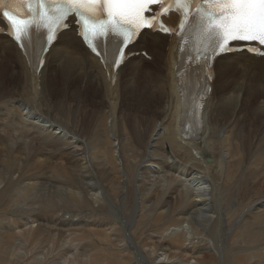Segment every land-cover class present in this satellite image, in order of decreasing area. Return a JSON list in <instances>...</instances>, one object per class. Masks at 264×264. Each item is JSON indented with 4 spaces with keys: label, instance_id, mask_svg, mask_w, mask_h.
Segmentation results:
<instances>
[{
    "label": "bare ground",
    "instance_id": "bare-ground-1",
    "mask_svg": "<svg viewBox=\"0 0 264 264\" xmlns=\"http://www.w3.org/2000/svg\"><path fill=\"white\" fill-rule=\"evenodd\" d=\"M179 42L144 30L114 81L74 25L41 71L0 34V264H264V199L232 222L264 184V57L215 60L191 139Z\"/></svg>",
    "mask_w": 264,
    "mask_h": 264
},
{
    "label": "snow or ice",
    "instance_id": "snow-or-ice-1",
    "mask_svg": "<svg viewBox=\"0 0 264 264\" xmlns=\"http://www.w3.org/2000/svg\"><path fill=\"white\" fill-rule=\"evenodd\" d=\"M153 5L159 10L145 15ZM171 11L180 14L181 50L197 66L211 68L216 56L244 50L234 47V42H244L247 51L264 56V50L250 46L264 45V0H0V16L8 24L0 32L6 31L26 50L30 63L38 66L47 45L75 16L79 35L102 57L105 67L118 66L126 58L124 48L141 30L177 31L161 20ZM206 75L210 80L211 74ZM178 76L183 92L184 79L179 72ZM199 99L197 107L202 108L204 97Z\"/></svg>",
    "mask_w": 264,
    "mask_h": 264
},
{
    "label": "rangeland",
    "instance_id": "rangeland-1",
    "mask_svg": "<svg viewBox=\"0 0 264 264\" xmlns=\"http://www.w3.org/2000/svg\"><path fill=\"white\" fill-rule=\"evenodd\" d=\"M218 72V71H217ZM54 77L52 76V74H50V76H49V85H50V91H53L52 90V88H51V82H52V79H53ZM129 119H130V121H128V123L126 124V126L127 127H129V128H132L133 127V119H132V117H128ZM155 118H156V116H155ZM232 128H234V127H236L237 126V123L234 121V122H232ZM231 135H232V139L233 138H241L239 135H235V134H232L231 133ZM208 138H209V135H208ZM249 141H251L253 144H258V141H256L254 138H249ZM127 156L129 157V158H127L126 157V167H127V163H130V161H131V157L129 156V154L127 153ZM98 163L100 162V161H97ZM264 184H262L261 186L259 185V187L257 188V189H255L254 191H253V193H252V195H251V199L249 200V201H247L249 204H247V202H245L244 204H242V208H241V210L240 211H238L237 213H236V215L234 214L233 215V217H232V222H233V224L234 223H237L238 222V220H239V218L241 217V215L244 213V210L248 207V206H251V205H253L254 203H259L261 200H263L264 199V186H263ZM131 188L129 189V191L131 192H129V197H128V200H127V202H128V206L130 207L131 206V204L133 203L132 202V200L134 199L133 198V193H134V183H132L131 185ZM234 186V184L233 183H231V184H229L228 185V187L229 188H232ZM110 186H108V188H109ZM132 190H133V192H132ZM263 191V192H262ZM110 192H111V190H110ZM236 192H238L237 191V189L236 190H232L229 194H230V197H235V196H237L238 195V193H236ZM259 192V193H258ZM255 193V194H254ZM258 193V194H257ZM262 194H263V196H262ZM235 195V196H234ZM256 195H257V197H256ZM258 195H259V198H258ZM255 196V197H254ZM262 196V197H261ZM235 198H237V197H235ZM256 198V199H255ZM255 199V200H254ZM56 201V202H55ZM51 202V203H50ZM35 206H37V204L35 205ZM38 206H39V209H40V213H46L45 211H50V209H48L47 210V206H52L53 208H55V209H57L58 207H59V205L57 204V200L56 199H52V198H49V199H47L46 201H44V202H41V203H39L38 204ZM44 206V207H43ZM55 206V207H54ZM41 207H43V208H41ZM66 207V206H65ZM107 208L108 209H110V207H109V205L107 206ZM41 209H43V210H41ZM59 209V208H58ZM52 210H54V209H52ZM130 210H131V208H129L128 209V213L130 212ZM103 212V215H108V213H109V211H102ZM242 213V214H241ZM240 215V216H239ZM238 217V218H237ZM236 218V219H235ZM58 219H59V216H58ZM116 220H117V218H116ZM234 226H232V228H233ZM234 229V228H233ZM236 229V228H235ZM235 231V230H234ZM140 232V231H139ZM150 232H154V230H151V231H148V233H150ZM148 233H146V234H148ZM140 234V233H139ZM145 236V235H144ZM230 238V237H229ZM229 238H227V240L229 239ZM254 238H255V236H254ZM246 240V239H245ZM245 240L242 242V241H239V242H236V243H239L238 244V246H240V247H238L237 245H235V246H237L238 247V249L237 250H239V251H237V253L236 254H241L242 252V250H249V249H251V250H249L252 254H254L256 251H257V249H254L253 250V248L251 247V246H248V243H246L245 242ZM247 241V240H246ZM264 238L263 239H260L259 241H258V244H260L261 243V245H259V248H262V247H264ZM229 243H231V242H229ZM246 245H245V244ZM244 244V245H243ZM71 246V245H70ZM242 246V247H241ZM244 246V247H243ZM246 246V247H245ZM250 247V248H249ZM243 248V249H242ZM244 248H246V249H244ZM238 254V255H239ZM165 260V257L164 256H159L158 257V261H164ZM248 264L249 263H251V264H254L255 263V260H252V262L251 261H249V262H247Z\"/></svg>",
    "mask_w": 264,
    "mask_h": 264
},
{
    "label": "water",
    "instance_id": "water-1",
    "mask_svg": "<svg viewBox=\"0 0 264 264\" xmlns=\"http://www.w3.org/2000/svg\"><path fill=\"white\" fill-rule=\"evenodd\" d=\"M182 95H183V100L185 99V94H184V92L182 93Z\"/></svg>",
    "mask_w": 264,
    "mask_h": 264
}]
</instances>
